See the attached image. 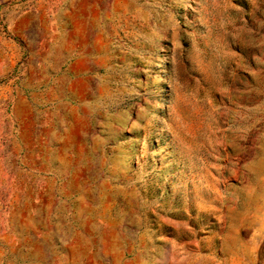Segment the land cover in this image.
Segmentation results:
<instances>
[{
  "label": "rangeland",
  "instance_id": "obj_1",
  "mask_svg": "<svg viewBox=\"0 0 264 264\" xmlns=\"http://www.w3.org/2000/svg\"><path fill=\"white\" fill-rule=\"evenodd\" d=\"M0 264H264V0H1Z\"/></svg>",
  "mask_w": 264,
  "mask_h": 264
},
{
  "label": "crops",
  "instance_id": "obj_2",
  "mask_svg": "<svg viewBox=\"0 0 264 264\" xmlns=\"http://www.w3.org/2000/svg\"><path fill=\"white\" fill-rule=\"evenodd\" d=\"M1 1V0H0Z\"/></svg>",
  "mask_w": 264,
  "mask_h": 264
}]
</instances>
